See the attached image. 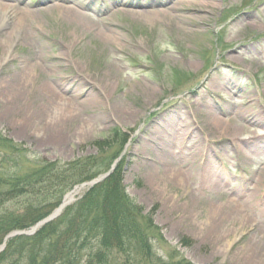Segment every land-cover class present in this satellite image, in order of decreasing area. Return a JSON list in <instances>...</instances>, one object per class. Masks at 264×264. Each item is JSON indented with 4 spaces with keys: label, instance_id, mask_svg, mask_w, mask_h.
Wrapping results in <instances>:
<instances>
[{
    "label": "rangeland",
    "instance_id": "rangeland-1",
    "mask_svg": "<svg viewBox=\"0 0 264 264\" xmlns=\"http://www.w3.org/2000/svg\"><path fill=\"white\" fill-rule=\"evenodd\" d=\"M0 4L31 14L0 26L2 134L50 162L119 154L166 264H264V0Z\"/></svg>",
    "mask_w": 264,
    "mask_h": 264
},
{
    "label": "trees",
    "instance_id": "trees-1",
    "mask_svg": "<svg viewBox=\"0 0 264 264\" xmlns=\"http://www.w3.org/2000/svg\"><path fill=\"white\" fill-rule=\"evenodd\" d=\"M118 155L50 162L0 132V244L47 217L74 186L108 171ZM167 244L153 213L127 192L118 164L35 234L8 240L0 264H166L157 247ZM175 264L193 263L181 256Z\"/></svg>",
    "mask_w": 264,
    "mask_h": 264
},
{
    "label": "bare ground",
    "instance_id": "bare-ground-1",
    "mask_svg": "<svg viewBox=\"0 0 264 264\" xmlns=\"http://www.w3.org/2000/svg\"><path fill=\"white\" fill-rule=\"evenodd\" d=\"M11 5H2L0 4V11L3 13V15L0 16V26L4 27L8 25V22H10V19L12 17H15V13H13L14 10H19V12H23V17L24 18H28L31 17V14L28 13L27 11H23L21 8H18L16 5L12 4ZM17 8V9H16ZM58 9L63 13V17L65 18V20L70 24L71 27H73L74 29L79 28L81 31H84L85 29L91 27V23L93 20H90L88 18H86L85 14L81 11H79L78 9H75L73 7H66V6H62L59 5ZM20 27V25H19ZM104 37H106V32L103 33ZM229 128H225V131H228ZM170 175H172L173 178L180 180L182 182H184L185 180L188 181V178L190 179L191 177L189 176L190 174L188 173V170H180L176 168V170H171L168 171ZM192 179V178H191ZM79 189L74 190L73 192H70L64 199L63 201V206H65L66 204L70 203L76 196V194H78ZM62 209V208H61ZM237 207L235 208V210L231 211L235 216H237L239 218V221H245L246 216L245 214H243L242 212H238ZM259 242V241H258ZM255 246V250L254 253L256 252H260V244L256 243L253 244ZM257 261V258L251 259V263H255Z\"/></svg>",
    "mask_w": 264,
    "mask_h": 264
},
{
    "label": "water",
    "instance_id": "water-1",
    "mask_svg": "<svg viewBox=\"0 0 264 264\" xmlns=\"http://www.w3.org/2000/svg\"><path fill=\"white\" fill-rule=\"evenodd\" d=\"M106 176H108V173L105 174L104 176L100 177L99 179L93 181L92 183L94 184L96 182H99L100 180L104 179ZM58 215H59V213H57V214L54 213V214L48 216L47 218H45L44 220H42L40 223H38L36 226H34L30 231H26V232H16L13 235H16V234H31V233H33L35 231L34 229H36L38 226L44 225L45 223L53 220Z\"/></svg>",
    "mask_w": 264,
    "mask_h": 264
}]
</instances>
